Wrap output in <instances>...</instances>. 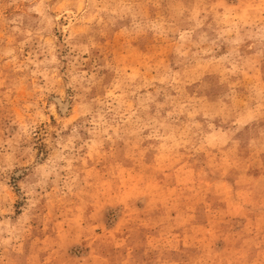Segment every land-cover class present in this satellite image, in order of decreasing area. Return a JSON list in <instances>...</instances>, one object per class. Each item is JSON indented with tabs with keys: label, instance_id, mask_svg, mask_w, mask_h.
<instances>
[{
	"label": "rangeland",
	"instance_id": "1",
	"mask_svg": "<svg viewBox=\"0 0 264 264\" xmlns=\"http://www.w3.org/2000/svg\"><path fill=\"white\" fill-rule=\"evenodd\" d=\"M0 264H264V0H0Z\"/></svg>",
	"mask_w": 264,
	"mask_h": 264
},
{
	"label": "bare ground",
	"instance_id": "2",
	"mask_svg": "<svg viewBox=\"0 0 264 264\" xmlns=\"http://www.w3.org/2000/svg\"><path fill=\"white\" fill-rule=\"evenodd\" d=\"M63 106H64V104H63ZM62 107V106H61ZM67 106L65 105L63 108H66Z\"/></svg>",
	"mask_w": 264,
	"mask_h": 264
}]
</instances>
